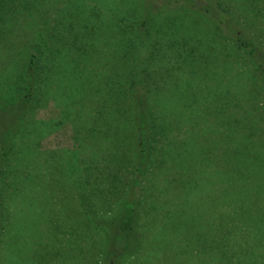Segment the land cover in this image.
<instances>
[{"label":"trees","instance_id":"trees-1","mask_svg":"<svg viewBox=\"0 0 264 264\" xmlns=\"http://www.w3.org/2000/svg\"><path fill=\"white\" fill-rule=\"evenodd\" d=\"M88 1L0 0V264L10 246L6 238L18 200L17 188L10 195L9 176L38 183V177L48 181L53 176V167L58 171V164L51 166L39 150L41 140L53 129L72 122L83 148L71 154L81 163L83 243L89 255L96 254L97 264H123L141 252L147 224L158 222L177 236L179 228L193 221L194 216L181 212L179 205L164 204L159 222L152 208L161 198H169L165 182L173 179L182 194H188L191 189L201 191L207 179L206 141L200 147L192 134L183 146L175 134L180 131V115L186 116L182 109L195 105L194 93L187 91L193 89L191 76L204 58L198 62L197 50L213 54L221 46L217 38L233 36L256 65L264 94V48L252 34L235 32L229 10L200 0H169L154 10L148 0H98V6ZM188 10L209 20L212 29L207 35L192 38L177 23L178 14ZM165 12L175 16L168 25L157 19ZM20 34L23 41L17 39ZM165 36L170 39L162 46L160 39ZM11 52L16 57H10ZM171 59L175 61L167 68ZM224 93L231 95L228 83ZM52 101L61 109V121L36 119V112ZM212 103L216 113L227 116L213 126L208 147L217 151L216 161L236 158L233 162L242 164L245 174L231 179L232 169L224 172L226 167L217 162L211 167L210 183L217 191L235 194L229 209L252 207L256 191L264 187V179L251 178L264 169L260 146L264 141L251 139L259 123L233 112L232 103L224 107ZM194 117V112L186 116ZM243 149L246 153L240 155ZM43 157L46 165H41ZM121 170L124 179L118 176ZM190 198L181 204L185 206ZM51 206L47 203L50 212ZM211 224L227 226L226 215H213ZM231 224L236 232L253 234L255 247L264 253V213L257 222L232 220ZM218 244L225 250L218 248L220 260L224 256L233 261L226 242ZM249 256L246 264L253 260Z\"/></svg>","mask_w":264,"mask_h":264},{"label":"rangeland","instance_id":"rangeland-1","mask_svg":"<svg viewBox=\"0 0 264 264\" xmlns=\"http://www.w3.org/2000/svg\"><path fill=\"white\" fill-rule=\"evenodd\" d=\"M168 1L148 0V3L154 10L163 7ZM200 2L213 4L214 7L220 6L226 11L229 10L230 16L234 18L235 32L239 36L252 34L251 36L264 48V0H200ZM97 3L100 4V1H88V4L93 6H98ZM139 10L143 11L141 8ZM174 17L173 13L165 12L157 19L162 21V24L168 25ZM176 20L183 28L189 30L192 38L195 35H207L212 29L208 19L206 20L190 10L180 12ZM224 33H230V30L225 29ZM18 36L17 39L23 41L24 34ZM154 37L155 35H153ZM169 39L167 36L162 41L160 39L161 45H167ZM216 40L221 46L218 51L213 52L214 55L210 54L211 50L207 52L203 49L204 52L197 50L194 56L198 62L200 57L204 56L196 66L197 73L191 76L193 89L187 91V93H194L192 98L195 105L192 109H182V111L186 113V116L194 112L195 117L187 119L186 116L180 115V131L175 133L178 136V141L183 142V146L184 143H188L187 140L192 134H195L196 138L198 137L200 147L204 141L207 142H204L206 148H203L207 156L205 165L207 179H204L201 191L191 189L188 194H182L180 184L172 181L173 179L165 182L170 199L163 197L152 208L154 210L152 213L159 216V222L162 220L160 217L164 204L179 205L181 212L194 216L193 221L187 222L185 224L187 227L179 228L178 237L172 232L170 234L168 227L162 228L158 222L152 226L147 224L146 240L141 252L133 258L125 260L122 262L123 264H246L248 255L253 257L251 264H264V253L255 247V240L252 239L253 234H248L247 231L245 233L236 232L232 229L237 228L236 225L231 224L232 220L243 224L251 220L258 221L259 216L264 213L262 204L264 187L256 191L254 206L229 209L228 203L235 198V194H231L225 189L217 191L215 186L212 187L210 183L213 180L211 167L215 166L217 162H221V168L226 167L224 172H229L232 169L231 179H238L239 173L245 172L244 167L242 164L233 162L236 158L216 161L213 154L217 151L208 147L210 146L209 135L212 134L213 126L227 116L224 112L216 113L212 101L221 103L222 107L232 103L233 112L243 114L247 119L251 117L253 122L259 123L258 128L252 131L251 139L264 141V131H262L264 128V94L261 76L256 65L242 49L236 46L237 43L233 36L222 41L218 38ZM11 49L6 50L10 52ZM188 53L189 56L193 55ZM8 55L16 57V54L12 52ZM174 61V59L167 60L165 66L170 68L169 65H172ZM230 80L234 82H229ZM226 82L231 95L224 93L227 88ZM182 98L183 102L192 103L186 97ZM230 111L228 110L227 113ZM167 115L171 116V113ZM35 118L59 122L63 117L61 109L56 106L55 101H52L46 109L38 110ZM79 133H82L81 130ZM76 134L75 125L72 122H67L59 128L53 129L41 140L39 150L45 155L51 166L57 163L59 167L58 171L53 167V176L48 178V181L43 177H38L36 179H40L41 182L38 180V183H35L26 181L27 179H23V177L20 179L17 176H9L10 181L12 179L8 184V188L11 186L10 195L14 188H17L18 200L14 209L15 217L12 220L14 225L8 239L6 238L7 245L10 244V246L7 256H3L2 264H97L96 254L93 253L92 258L86 243H83L85 217L81 209V202L82 196L85 195V187L80 184L82 180L81 163L77 161L74 154H71L74 151L83 150L75 139ZM260 146H263L264 150V143ZM197 149L200 154V148ZM219 151L221 152V150ZM240 152V155L246 153L244 149ZM233 154L239 156L238 153ZM250 155L252 156V154ZM47 161L43 157L40 160L41 165H46ZM263 170H259V174L251 178L264 179L261 176ZM69 171L77 172V174L69 176ZM122 174L124 175L123 170L117 175L120 177ZM125 177L130 179L128 172ZM120 179H124V177H120ZM224 188H227L226 183ZM191 196L193 197L190 198ZM185 197L190 200L183 206L181 202ZM49 202H52V212L47 208ZM8 205L11 203L9 202ZM218 206L222 208L219 209ZM222 214L226 215L227 226L219 227L211 224L213 215L220 216ZM255 233L258 235V233L261 234V231ZM218 242H226L227 248L231 249V253H234L233 261L224 256H222V261L220 260L218 248L221 250L223 247V251L225 250L224 245L218 244ZM261 246H264V243ZM60 248L63 249V252Z\"/></svg>","mask_w":264,"mask_h":264}]
</instances>
